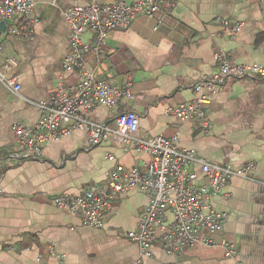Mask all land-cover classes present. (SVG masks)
Wrapping results in <instances>:
<instances>
[{
  "label": "crops",
  "instance_id": "crops-1",
  "mask_svg": "<svg viewBox=\"0 0 264 264\" xmlns=\"http://www.w3.org/2000/svg\"><path fill=\"white\" fill-rule=\"evenodd\" d=\"M33 2V38L12 34L25 30L21 17L0 16V69L7 59L16 60L9 76L21 86L13 92L0 83V264H264V82L236 80L211 95L206 105L209 134L195 120L181 121L170 113L197 98L193 85L218 67L217 54L237 64L264 62V0H176L173 7L165 2L154 19L141 17L113 32L104 54L88 57L97 78L117 86L132 84L130 98L112 110L96 106L90 120L115 128L119 116L133 111L140 118L142 139L177 137L181 149L195 150L214 164L255 163V181L234 179L225 197L212 199L228 215L216 239L235 244V258H227L220 246L169 254L159 242L150 256H142L127 234L138 229L150 199L139 189L114 195L108 173L119 165L144 172L152 157L126 152L113 138L90 147L88 133L76 131L49 142L39 160L14 159L13 124L32 126L41 118L31 102L50 100L60 79L67 86L78 81L76 73L63 69L71 41L65 11L84 1ZM224 21L242 24V30L226 35ZM84 40L92 43V33ZM93 188L112 196L101 229L86 226L82 216L54 203L58 196L75 197Z\"/></svg>",
  "mask_w": 264,
  "mask_h": 264
},
{
  "label": "built area",
  "instance_id": "built-area-1",
  "mask_svg": "<svg viewBox=\"0 0 264 264\" xmlns=\"http://www.w3.org/2000/svg\"><path fill=\"white\" fill-rule=\"evenodd\" d=\"M83 4L69 7L65 19L71 32L70 52L63 61L66 73H76L78 81L67 86L59 80L56 94L45 102H31L41 113L40 120L32 126L19 121L13 124L12 132L17 160H39L44 155L45 146L58 141L76 131L88 133V146L96 147L110 138L120 143L126 152L132 149L152 157L146 171L138 168L126 171L117 166L108 173L109 185L114 195L131 189H139L150 199L137 230L127 236L141 250L144 257L150 256L156 242L169 253H182L197 247L224 249L227 258L238 256L235 244L226 239L218 241L225 229L228 215L218 211L213 198L225 197V189L234 179L255 181L253 162L241 167L219 165L207 161L195 150L181 149L178 138L168 139L156 136L142 139L138 136L140 118L133 111L126 112L116 120V127L110 128L88 118L93 109L100 105L115 109L123 98H130L132 84L117 86L96 77L88 67V57L104 54L110 34L127 29L136 19H154L163 3L175 5L176 0H138L129 3L116 0L102 3L100 0H83ZM33 0H0V16L3 19L21 17L25 30H12L15 36L33 38L36 19ZM226 35H237L242 24L222 23ZM91 32L94 41L85 42L84 36ZM3 35L0 32V57L3 54ZM218 67L208 77L193 85L197 98L170 110L181 121L195 120L205 134L210 133L206 105L209 97L236 80H256L264 82V62L237 64L223 53L217 54ZM18 62L7 59L4 70L0 69V83L13 92L21 86L9 71ZM114 161L115 158L107 156ZM1 179V176H0ZM207 181V183H206ZM264 185V181L260 182ZM103 191L89 189L79 196H58L56 207L83 217L86 226L94 229L104 227L110 211V198ZM160 231V238L157 235Z\"/></svg>",
  "mask_w": 264,
  "mask_h": 264
}]
</instances>
